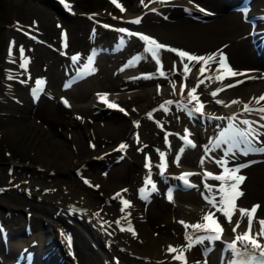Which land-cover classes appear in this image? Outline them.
Here are the masks:
<instances>
[{
  "label": "bare ground",
  "instance_id": "obj_1",
  "mask_svg": "<svg viewBox=\"0 0 264 264\" xmlns=\"http://www.w3.org/2000/svg\"><path fill=\"white\" fill-rule=\"evenodd\" d=\"M251 2L252 6L249 9L250 14L264 10V0H251ZM200 5H202V7H200ZM38 6L41 8L45 7V5L42 4H38ZM153 8H155L156 11H152ZM200 8H203L205 11L201 12L199 10ZM36 10L42 11L43 9L36 8ZM241 10V8H236L234 6L233 0H191V2L190 0H166L165 3H161L160 0H145L143 9L141 10L143 12L140 17L141 23L136 24L132 22L133 25H136L144 31L145 34L142 32L143 35L150 36L158 42L172 48L184 50L195 55L204 56L207 52L224 43L222 48L228 52V60L231 62V67L243 73V75H238L236 77L229 76L224 78V70L220 69V71L217 72L216 69L218 65H214V70L210 68L214 73L213 75H207L211 70L201 75L198 71L201 66L200 64L192 62L189 65L191 71L185 72L182 63L179 73L181 75L183 73L186 74L189 83L195 81L199 82V80L204 81V83L199 86V89L203 91L200 97L207 98V102L202 111V113L206 112L208 115L207 121L201 125L204 127L203 142L196 134V128L193 126V121L199 118L200 113L194 112L197 106L195 101L189 103V98L187 96L188 91L184 90L183 94L180 93V78L175 79V76L167 85L160 84L156 85V87L140 89L136 92L128 93V96H133L134 98H140L142 96L156 100L157 97L176 98L181 104L178 107L180 108L179 112L176 111V109L172 111L176 112V114H172L175 116V121L173 122L175 128H194L195 134L197 135L196 147L204 145L203 148L201 146L200 151H198L199 158L197 161L182 160L185 158L184 155L187 154V148H191V146L186 145L185 141L176 138L175 134L171 135L172 142L170 145H166L163 142L158 146V150L167 148L172 155V158L169 157L166 173L159 178L158 185L160 186L162 195L168 197L167 187L169 186H173L171 190L172 197L178 195L179 190L177 187L180 182L175 177L174 172L184 167H199L201 169L200 172L194 175L198 183L195 187L188 188L189 190L183 193L186 201L182 203L181 200H173V202L168 205L165 202H159L156 205V211H158L157 220L151 222L149 226H146L145 221H150V213L147 211L146 201L141 198L140 191L137 190V192L134 193L132 187L139 185L147 169L142 164L140 174L136 176L130 175L132 179L131 184L128 183V181L117 184L118 180L128 178L127 174L131 165L127 161H125V166L118 165L114 167L111 172L105 175H99L97 179L100 183L90 181L94 187H90V191H83L81 193L80 190L76 188L71 190L72 187L67 185L68 176H72L75 171L82 172L87 164L92 163L91 160L97 158H101V160L96 162H98L100 166L106 167L109 163H112L113 160H116L114 158H117L121 153L115 146L117 143L98 151L99 149H97L96 146L100 133H102V131H104V133H106V131H111L123 134L121 138H124L135 131L136 125L133 122L130 124L117 123L114 119L108 120L105 123L103 122V125L101 122L96 121V125L95 123L93 124L94 127L89 130V134H87V130H83L81 133L76 131L75 136L66 134L64 138L59 136L54 129L46 130L42 125H39L35 119L29 118L26 112L27 106L25 109L21 107V104L25 103V101H23L24 99H21H28L27 93H25L24 96L20 95L22 91L20 92L18 87L19 90H16L15 85L9 83V79L5 76L2 88L3 95L7 98L3 100L5 102L2 108L9 113L15 114L13 118L17 120L16 123L10 124L9 131H12V133L18 137L19 142L23 146H29L34 149V154L38 157V164L33 166V168L36 167L39 172L33 174L35 177L33 175L26 176V174L18 175L19 166L22 168L25 167H23L21 163L16 162L13 163V169L11 171L7 170V172H5L0 168V218L6 210H10L11 208L16 209L22 206L30 213L31 223L34 224L43 219L46 220L44 222V227L47 231V235H43V231H41V233L38 234L40 240L38 243L36 242L32 245V249L36 251L39 250L40 252H42L41 250L48 249L50 250V256L57 251V247H59V253L63 252L61 248V238L69 233L73 234L75 254L72 264H197V262H199V264H205V262L206 264H227L233 257V253L228 248L224 251L222 250V241L213 242L207 240L208 244L213 245L212 249L207 254L202 252V248L199 244L194 245L191 249H188L189 257L188 260L184 262L174 259L173 252H169L168 249L170 245L177 249V244L179 243L187 246L189 239H186V237L191 238L189 232H201L195 231L191 227L185 228L184 224H181L180 221H184L188 225L205 223L203 221L204 210H206V207H213L212 204H209L208 201L205 200V196L214 198L215 201L218 202L222 192L229 189L228 187L217 188L214 186H212L211 189L206 188L205 184L209 185V181L215 179H205L204 173L210 171L216 173L225 168L233 170L241 166L240 162L242 160L258 155V153L255 154L257 152L256 150H249L247 154H245L246 146L243 144L233 147L231 152L228 151L230 146L229 143H222L219 148H215L214 145L216 141L220 139V132L229 126V122L226 118L221 121H216L210 116L211 112L222 111L235 115L236 110L241 108L246 102H253L254 98L264 94V49L259 47L257 40H253L254 34L249 31L251 22L242 17ZM137 12H133L128 7L126 8V12L123 13V16L126 17L127 15ZM120 16L121 15L111 19L116 37L123 34L118 31L119 26L123 24ZM254 17L257 19V26L264 25V17L259 15ZM60 22L64 23L63 20H60ZM114 25L117 26L116 29ZM67 33L68 38H70V30H68ZM134 39H137L136 36L127 35V42L124 46L128 45ZM107 43V39L104 41L100 39L96 48H100L102 51V49H105ZM145 48L146 44L144 42L143 52L131 54V59L128 61L122 60L114 64L115 66L113 67L117 74L123 76L119 84L132 86L140 84L141 86V82L148 81L147 79L150 81L157 79L158 82L167 81V78L161 77L157 73V75L153 74L152 78L136 76L138 71H140L138 67L139 56L148 58L149 62L155 61L151 57V54L145 51ZM9 54L10 53L7 52V55ZM137 54L138 56L136 57ZM23 56L26 55L23 54ZM160 57L162 63L164 62L163 71H167V73L169 70L165 62H170L169 60L167 61L166 58L171 57V61L175 63L177 61L178 63L181 62L179 56H173L171 52L169 53L167 50H161ZM32 61L33 59L31 57L29 60V68L31 67ZM5 62L4 72L6 75L10 72L7 67L16 66L17 64L6 59ZM124 76H126V78H124ZM218 76L221 77V79H217ZM66 79L64 71H60L56 80L53 82L49 81L51 84L50 91L52 90L53 92L54 90L56 94L62 93L65 90L64 88H66ZM85 79H87V75L80 78L78 82L84 81ZM238 81L242 82L238 83ZM228 82L233 84L234 87L224 88V91L218 92L216 97L211 96L212 91L223 88L225 85L229 84ZM173 83L176 85L175 92L172 88ZM95 88L97 89V87ZM100 94H107L106 97H109L110 100L116 99L113 95L115 92H98L95 97L100 96ZM77 96H80V94L75 92V90L73 95L74 99L69 96L72 98L70 100H72L75 106L84 107L87 104L91 105L96 103V99L93 97L94 95L91 96L87 103L81 104L78 103L80 101H77ZM30 99L32 100L31 97ZM216 100H222L223 103L217 104ZM233 100H238L240 103L233 104ZM159 102L160 101H158V103ZM170 106L171 105L168 106V111H171L174 105L172 104V107ZM160 111L163 110L156 109L155 112H153L154 115H157L156 118H160ZM190 111H192V115H189ZM160 113L162 114V112ZM77 114L78 113H76V116ZM137 115L138 113H135L134 117ZM145 115L148 116L147 114ZM75 119H77V117H75ZM143 124L144 122L139 123V127L141 128L139 129L140 141L144 138L143 135L145 130ZM94 134L97 137H94L97 139L95 146L88 142V139ZM135 136H137V134ZM84 138H86V142ZM261 138L264 139V127H262ZM132 142L133 144L135 143V141ZM254 144L252 145L253 149H255ZM176 145L180 146L177 150L175 148ZM205 147H208L212 154L216 155L218 159H214L212 155H209L204 150ZM132 148L133 146H131V149ZM181 148L184 149L182 153L180 152ZM131 149L128 148V151ZM178 155L179 161L177 162L176 158ZM242 155L243 158L240 157ZM202 159L204 160L203 165L201 164ZM217 160L223 163L217 164L215 162ZM237 175L244 177L243 181L239 183V187L241 188L240 192H242L243 195L239 196L236 200L237 209H249L252 204L259 206L257 212L253 214L254 219L252 224L255 233H257L262 227L259 221L264 220V154L260 160L246 164L245 167H240V171ZM44 177L47 179L46 181ZM104 184L108 187L107 190H105V192L98 191ZM124 184H128L125 188L127 189L126 192H123L122 190L124 189L121 188ZM129 184L131 186H129ZM117 193H121V196L116 197ZM31 196H33V198H31ZM114 197L116 198L114 199ZM123 197L130 198V205L128 207L121 206V201L118 198L121 199ZM122 207L124 208L123 211H121ZM220 216L226 223V230L223 236L227 237L234 235L231 229L236 221L240 222V227L237 231L242 232L247 226V216L242 217L238 210L232 217V224H229L221 213ZM120 221L133 224L135 235L123 226H119L117 222ZM121 229L124 230L122 231ZM33 236L31 234H26V236L24 235L22 238H17L16 236L12 239V244L10 246L4 242L0 234V252H2L1 250L3 249L8 250V252L12 251L15 247L20 250L21 247H25L23 246L25 242L32 243V239L37 240L35 235ZM48 237L50 238L46 241ZM55 242L57 243L56 246H54ZM11 259H13V257ZM49 259L50 257L47 258L45 264H55L50 262Z\"/></svg>",
  "mask_w": 264,
  "mask_h": 264
},
{
  "label": "rangeland",
  "instance_id": "obj_2",
  "mask_svg": "<svg viewBox=\"0 0 264 264\" xmlns=\"http://www.w3.org/2000/svg\"><path fill=\"white\" fill-rule=\"evenodd\" d=\"M54 1L55 0H37V1L36 0H0V168L5 172H7V170L11 171V168L13 167V163L16 162V163H21V165L25 167L22 168L21 166H19L17 173L18 175L26 174V176L27 175L31 176L36 172L37 173L39 172L37 171L36 167L33 168V166H36L38 164V157L34 154V149L30 148L29 146H23L19 142L18 137L14 135L12 131H9L10 124L12 125L13 123L17 122V120L13 118L15 114L9 113L2 108L3 103L5 102L3 100L7 98L5 97V95H3L4 93L2 86H3V78L5 77L4 65L6 64L5 62V58L7 54L6 44L8 42V39L10 37H15L17 44L23 43V45L27 46V52L28 50L30 51L29 55H31L33 59L31 67L21 68L23 70L22 71L23 74L27 78L30 76L33 79V76L37 74H44L48 79V83L49 81L53 82L58 78L60 71H63V64L68 60L67 55L66 54L64 55V53L60 52L57 49H54L51 46L38 42L35 43L34 40L28 39L15 27V23L17 19L23 22L25 25L28 22H30L34 26H38L39 28H41L43 34L47 36L48 39L57 43L59 27L62 24L56 22L58 20L56 18L63 17L64 20L63 19L61 20L64 21V25L67 26V28H69L71 32L70 46L68 48V51L72 49L80 48L84 52H86L94 45L91 42H95V44L97 45L100 39H102L103 41L107 39L108 43L106 44L105 49L104 50L102 49V51L96 55L95 66H94L95 71H92L87 76V79H85L84 81L72 83L68 87L64 88L65 90L62 93L65 92L64 94L66 95H61L62 93L56 94L54 90L53 92L52 90L50 91L51 84L49 83L48 90H46L41 96V98L35 102L30 101L29 98L30 95L27 92V84L17 81L18 83L15 82V87L17 90L20 89L19 90L20 92L22 91L20 95L24 96L25 93H27L28 95L27 100H25V98L21 99V100L24 99L23 101H25V103L21 104V107H24L25 109V107L27 106L26 112L28 113L29 118L31 117V119H35L36 122L39 125H42L46 130L54 129L59 136H62L64 138L66 137V134L75 136L76 131H79L81 133L83 130H87L88 131L87 134H89L90 132L89 130L93 129L94 127L93 124L96 121L101 122V124L103 125V122L105 123L108 120L114 119L117 123L130 124L132 122L131 119H133L135 113H138L137 116H139L141 123L144 122L143 124V128L145 130L143 135L144 138L141 141L139 140V143H137L136 136L134 135L136 134V132L134 133V131L133 133L131 132V134L125 136L129 140L135 141L134 144L132 142L131 146H133V148L132 149L131 147L129 148L131 150L130 152H128L127 155H125L121 159L113 160L112 163H109L106 167L100 166L99 163L96 162V161H100L101 158L91 160L92 163L87 164L83 168L82 172L75 171L72 176L67 177L68 178L67 185L72 187V188L70 187L71 190H73V188H76L77 190L79 189L81 193L83 191L88 192L90 191L91 188H94L90 181L92 182L94 181L95 183H100L98 182L99 180L97 179L99 175L101 176L103 174L105 175L108 172H111L112 169L118 165L125 166L126 165L125 161H127L131 165L130 170L128 171L127 174L128 178L125 177L126 179L122 178L121 180H118L117 184H120V182L124 183L125 181H128V183L131 184L132 179L130 178V175L136 176L137 174L141 173L142 170L141 162L143 161L142 160L143 151L146 149L147 150L150 149L155 153L157 152L155 147L158 148V146H160L161 143H163L162 140L163 131H164L163 129L166 128L164 126H171L175 128V124L173 123L175 121V116H173L172 114L173 113L176 114V112L175 111L172 112V111L176 109V111L179 112L180 108H175V106L172 107L171 105L170 106L172 107L171 111L170 110L160 111L162 112V114L159 112L160 114L159 117L160 118L163 117L165 119V123L164 126L162 125L159 126L154 119H151L145 115V111L150 105L154 104L155 102L158 103V101L163 100L164 97H157V101H156V99L147 98L145 96L140 97L141 99L134 98L133 96H128V93L136 92L140 89L156 87V85H160V84L167 85L169 82L168 80L171 81L173 77L177 76L176 73L180 71L182 62H179L180 63L179 66L178 61L175 63L171 61V57L170 58L165 57L166 60L167 61L169 60L170 62V63L165 62V64H167V69L169 70L168 73L171 74L170 76L167 77L166 82H160V81L158 82L157 79L154 81H150L149 79H147L148 81L141 82L142 83L141 86L140 84L133 86L119 84L120 79H123V76H119L117 74L115 68L113 67L115 66L114 64L122 60L128 61L129 59H131V54H136V53L139 54L143 52V46H144V42H142L141 39L137 38L132 40L128 45H126L124 48L120 50H116V51L111 50L113 41L115 39V35L111 27H104L105 20L108 21L109 19H112L111 16L116 17L117 16L116 14H118V12L121 11L116 10L118 11L116 12L115 9L111 8V6L109 7L108 0H73L75 12L69 13L67 16H65L55 9V7L52 4V2ZM126 2L128 4L129 9H131L133 12L141 11L144 6V4H141L140 0H126ZM38 4L45 5V7L41 8L40 6H38ZM36 8H40L41 10L42 9L43 10L38 11L36 10ZM138 54L136 55V57L138 56ZM171 55L177 56L176 53L174 52H171ZM20 56L21 53L20 52L17 53V60H19ZM139 57H140L139 66H138L140 69L139 72L145 71L147 72V74L157 73L159 75L155 61L149 62L148 58H144L141 56ZM174 64L176 65L175 71H173ZM136 76L142 77L145 75H136ZM124 78H126V76H124ZM94 86L97 87V89ZM74 90L75 92H78L80 94V96L76 97V99L78 98L77 101H80L78 102L79 104L87 103L88 100L91 98V96L94 95L93 97H95V95L98 92H104V93L115 92V94H113L114 97H116L121 102H123L129 109V112L128 113L124 111L122 112L116 108L107 107L105 105L102 106V104L99 105L101 102L97 99L95 100L96 101L95 104H91V105L87 104L84 107L75 106V104L72 103V100H70L73 98ZM69 96L72 98H70ZM64 100H67L70 106H66L63 102ZM76 113H78L77 116ZM75 117H77V119H75ZM198 120L199 119L197 118V120L195 119L193 121L194 124L193 126H195L194 128H196V132H197L196 134L200 137L201 141L203 142L202 138L204 133V127L201 126V124H199L198 122H197L198 125L196 124L195 121ZM216 121H221V120H216ZM138 129L141 128L138 127ZM106 133L102 131V133H100L99 135L100 137L98 139V143L96 146L97 149H99L98 151L115 145L116 143L119 142L120 138L123 135L111 131L108 132L106 131ZM94 137H96L95 134L88 139L89 140L88 142L89 144L95 146L96 145L95 143L97 142L96 139L97 137L96 138ZM85 139L86 138H84V140ZM142 143L145 144L147 147H145V145L142 147L141 146ZM178 147L180 146L176 145L175 147L176 150L178 149ZM200 147H195V148L188 147L186 152L187 154L184 155L185 158L182 160L197 161L199 158L198 151H200ZM138 148L142 149V151H138L137 150ZM106 170L108 171L106 172ZM33 176L35 177V175ZM85 178H88L90 183L88 181L86 182ZM44 180L46 181L47 179L44 177ZM130 184L129 186H131ZM107 188L108 187H106L104 184V186L100 188L101 190L98 189V191L105 192ZM132 188H133V192L136 193L137 185ZM177 188L179 190L178 195L172 197L173 198L172 200H169L167 196L162 195L161 191H158L152 196L150 201L146 202L147 211L150 213L149 215L150 221L149 220L147 222L145 221L146 226H149L151 222H155L157 220L158 211H156V205L159 202L160 203L165 202L168 205L171 202H173V200L176 201L181 200L182 203L183 201H186L184 199L183 193L184 191H187L189 189H185L180 186ZM193 195L197 196L196 194ZM31 198H33V196H31ZM30 218H31L30 213H28V211L24 209L22 206L17 207L16 209L11 208L10 210H6L2 216L3 222H5L7 225L13 224L15 226H22L23 223H28ZM45 221L46 220L43 219L41 221H38V223L35 222L34 224H36L37 227L36 225L32 224V228L29 234H31L32 236L35 235V237L37 238L36 240L37 243L40 240L38 234L41 233V231H43L42 234L45 235V227H44ZM5 241H8V239L7 240L5 239ZM1 256L2 257L0 259V262H2V260L7 258L6 257L7 255H4V253H2Z\"/></svg>",
  "mask_w": 264,
  "mask_h": 264
},
{
  "label": "snow or ice",
  "instance_id": "obj_3",
  "mask_svg": "<svg viewBox=\"0 0 264 264\" xmlns=\"http://www.w3.org/2000/svg\"><path fill=\"white\" fill-rule=\"evenodd\" d=\"M141 4L145 3V0H140ZM161 3H165L166 0H160ZM191 2V0H190ZM112 3L116 4V6L118 8H120L121 11H125V9L123 8V6L119 3H117V0H112ZM146 6V5H145ZM201 12H204L205 10L203 8L199 9ZM152 11H156L155 8L152 9ZM242 13L246 14L247 10L246 9H242L241 10ZM133 23L139 24L141 23V19L137 18L134 21H132ZM104 27H109L108 25H104ZM119 32L122 33H127L129 36H139V39H141L142 41L145 42L146 44V48L145 51L151 54V57L155 60L156 64L159 66L157 71L159 73L160 76L167 78L170 73H167L165 71H163V64H162V60L160 57V51L161 50H167L169 52H174L176 53L177 56L180 57L181 62L183 63V69L185 72H190L191 69L189 67V65L192 62H195V64H200V68L198 69L199 73L201 75H203L206 71L211 70L210 69V62L214 63L216 65H218L216 71L219 72L220 69L224 70V78L227 77H236L238 75H243V73L238 72L237 70H234L230 65H228L226 63V56H224L222 54V52L219 54V56H217V54H209L207 56H200V55H195L192 53H189L187 51L184 50H180V49H176V48H172L168 45H165L163 43L158 42L156 39L147 36V35H143L140 33H135V32H130L127 29L121 28L118 29ZM65 38H66V34H65ZM121 42L123 43V37H121ZM14 43V42H13ZM67 45L65 44V47ZM20 53L23 56L24 53V49L21 46L20 48ZM10 54H11V50H10ZM73 63H77L79 60V54L74 55L71 57ZM187 61V63H185L184 61ZM29 63V61L27 59L24 60V62L20 65V67L22 68H26L27 64ZM92 64V57L88 58V65L86 67H88V71L92 72L95 71L94 68L90 67ZM194 66V65H193ZM208 66V67H206ZM176 69V65H173V71H175ZM153 74H146L144 78H152ZM11 78V77H10ZM217 79H221V77H217ZM242 81H238V83H240ZM23 83V81H22ZM44 83L43 80L38 79L36 81L37 84V88L33 89V94L35 95V93L37 91H40L42 89L39 88L40 85H42ZM204 83L203 80H199L198 84L196 85V87H192L188 92H187V96L189 98V103H192L193 101H195L196 103V107L194 109L195 113H201L203 111L204 108V104L203 102L200 101L199 96L197 95V89L199 88L200 85H202ZM68 85H66L67 87ZM159 87V86H158ZM184 87L185 85H182L180 88V93L183 94L184 93ZM234 87L233 84L229 83L227 85H225L223 88H219L215 91L211 92V96L212 97H216L218 95V92L220 91H224V88H231ZM172 88L173 91L175 92V88L176 85L175 83L172 84ZM106 96L107 94H100V99L106 101ZM255 102L257 104H259L261 101H264V95H261L258 98H254ZM64 104L66 106H70L68 104L67 100L63 101ZM173 103V101L169 100L166 101L164 104L160 105L161 109H164L165 111H167V107L166 105H171ZM217 104H222L223 101L222 100H216ZM233 104H237L240 103V101L238 100H233L232 101ZM109 107H118L117 105L113 104V103H109L108 104ZM227 106V105H225ZM244 107V111L245 112H251L253 109L250 107V105L248 103H245L243 105ZM120 111H125L124 109H120ZM259 112L264 113V107H261L259 109ZM189 115H192V111L189 112ZM149 118H151V113L148 114ZM79 119V117H78ZM217 119H223L222 117H217ZM229 119L234 120L235 117H230ZM261 119H264V115L261 116ZM244 125H248V129L244 130L241 129L239 127H237L235 124H229V126L225 129H223L220 132V139L216 141L214 147L215 148H219L220 145L222 143H229V149L228 151L231 152L233 147H237L240 144L245 145V154H247V151L249 150H264V149H253L252 145H253V140L255 139L256 135H258V133L256 132L255 129H253L251 127L250 122L245 119L241 122ZM134 124L138 127L139 126V122L138 121H134ZM261 127H264V125H261ZM190 133H188V130L185 129V135L182 137V139L185 141L186 145H189L193 148L196 147L195 143L189 138ZM165 140L167 142V135L165 136ZM137 143H139V135L137 134ZM94 147V146H93ZM128 147L127 144L125 143H121L119 145L118 150L122 151L125 150ZM145 147H147L145 145ZM138 151H142V149H137ZM159 151V150H157ZM184 151L183 148L180 149V152L182 153ZM160 157H161V165L159 166L161 168V174H163V170H164V164L163 161L165 159V153L160 152ZM177 162L179 161V155L177 156ZM147 160V158H146ZM217 164H222L223 162L220 160L215 161ZM204 160H201V164L203 165ZM150 162H146L145 167L150 168ZM246 165H241L240 167H245ZM240 167L231 170L232 172H236L238 173L240 171ZM151 173H149V177H150ZM194 175L193 173H183L179 179L181 181L184 182L185 185L187 186H191V187H195V185H191L189 180L187 179L188 177ZM205 179L211 178V179H215V180H221L222 177L220 175H214L212 172H205L204 173ZM232 179L235 181V183L233 185H231L229 187V189L227 191H223L221 196H220V200L217 202L215 201L214 198H209L208 196H205V200L208 201L209 204H212V206L214 208H217V210L222 214V216L227 220V222L229 224L233 223L232 217L234 215V213L238 210L240 215L243 216H247L248 220H247V224H248V228L246 231H244L243 233L237 234L234 236V239L227 244V248L229 250H231V252L234 254L235 259L230 260L228 262V264H264V243H261L260 240L261 238H264V220H260L259 223L262 226L260 231L255 233L254 235L250 234L252 231V224H253V219H254V215L257 212V208L259 207L257 206H253L251 209H244V208H239L237 209V205H236V200L239 196L243 195L242 192L238 191L236 189V185H238L239 183H241L244 179L243 176H234L232 177ZM146 183L147 184H151V188L152 191L155 192L156 189V185L154 182L151 181L150 178L146 179ZM205 187L208 189H211V185L205 184ZM123 192H126L127 189L122 190ZM141 193L145 192L144 188H141L139 190ZM121 193H117L116 197H120ZM114 197V199L116 198ZM142 199L147 200L148 197L147 196H142ZM168 199L172 200V192L171 190H169L168 192ZM122 204L124 207H128L130 205V201L127 200H121ZM124 208L122 207L121 211H123ZM219 218L215 217L213 213H208L206 215L203 216V221H205V223H197V224H193V225H188L186 224L184 221H180L181 224H184L185 228H189L191 227L192 229H194L195 231H204L207 232L208 235L207 236H201V235H196L194 237H186V239H189V243L187 244V248L191 249L194 245L197 244H203L204 241L207 239L209 241H221L223 239V232H224V228L222 226V224L220 222H218ZM118 223V222H117ZM240 227V222L236 221L235 225L232 227V232L236 233L237 229ZM122 231L124 229H121ZM128 231H131L133 233V235H135V231L134 229H132L131 227H129L127 229ZM69 242H70V238H69ZM242 246V250L241 249ZM169 252H176V248H174L173 246H169ZM174 259H178V260H183L185 259L183 253H181L179 256H174ZM197 264H199V262H197ZM206 264V262H205Z\"/></svg>",
  "mask_w": 264,
  "mask_h": 264
}]
</instances>
